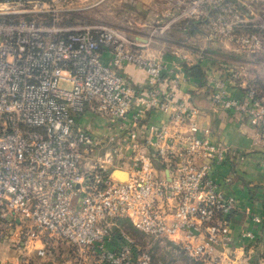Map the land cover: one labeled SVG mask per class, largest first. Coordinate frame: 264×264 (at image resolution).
<instances>
[{
  "label": "built area",
  "instance_id": "1",
  "mask_svg": "<svg viewBox=\"0 0 264 264\" xmlns=\"http://www.w3.org/2000/svg\"><path fill=\"white\" fill-rule=\"evenodd\" d=\"M84 1L0 0V217L30 224L27 237L57 240L90 264H150L129 236L112 234L121 219L197 262H251L257 237L244 231L248 244L238 248L250 250L235 257L230 219L239 202L225 191L230 177L213 174L224 164L242 171L247 151L212 138L206 114L176 97L182 72L149 55L147 43L57 23ZM125 65L142 70L145 84L121 72ZM225 82L207 76L202 88L217 110L252 128L264 171V95ZM86 112L105 136L80 123ZM153 114L164 116L160 125ZM250 219L264 229L259 215Z\"/></svg>",
  "mask_w": 264,
  "mask_h": 264
},
{
  "label": "rangeland",
  "instance_id": "2",
  "mask_svg": "<svg viewBox=\"0 0 264 264\" xmlns=\"http://www.w3.org/2000/svg\"><path fill=\"white\" fill-rule=\"evenodd\" d=\"M79 6L59 15L57 23L111 28L129 40H144L150 53L211 55L215 61L208 76H225L228 89L243 84L264 95V0H85ZM9 219L0 217V264H90L57 240L40 233L27 237L30 224L26 228ZM118 227H112V234L129 236L135 256L148 253L150 264H207L192 260L168 240L142 233L127 219ZM38 248L45 255H38ZM258 257L264 263V250Z\"/></svg>",
  "mask_w": 264,
  "mask_h": 264
},
{
  "label": "crops",
  "instance_id": "3",
  "mask_svg": "<svg viewBox=\"0 0 264 264\" xmlns=\"http://www.w3.org/2000/svg\"><path fill=\"white\" fill-rule=\"evenodd\" d=\"M149 55L160 57L169 66L179 68L183 74V81H180L177 86L176 97L198 107L206 114L205 117L201 118V124H204L205 120L209 121L213 139L247 151V159L242 171L232 175L231 166L224 164L216 167L213 174L221 182L230 177L229 182L225 183V191L227 194L233 195L239 202L238 211L234 212L230 219L233 246L237 247L235 257L241 260L242 255L245 254L247 256L250 250V245H247L244 251L238 248L244 242L248 244L246 240L240 237L244 231L248 230L255 233L257 241L253 243L254 246L251 248V255L254 257L252 256L253 259L247 264H264L261 263L258 257V253H262L264 250L263 241H260L264 229L261 224L253 223L250 219V214H257L264 220V171L257 164L259 148L252 145V137L254 135L252 128L248 124L241 122L237 116L217 110L210 103L207 93L203 90L202 85L208 76L207 73L210 72V64L215 61L213 56L207 55L204 57L203 55H192L187 52L183 54L175 53V56L153 52H149ZM105 58L108 61V54H105ZM191 66H199L204 78L200 79L187 72L186 67ZM121 72L132 82L139 85L145 84V73L133 65H125ZM163 118L164 116L161 114H153L149 121L160 125ZM80 123L88 127L95 136L103 137L107 132L101 120L93 118L92 114L88 112L81 118Z\"/></svg>",
  "mask_w": 264,
  "mask_h": 264
},
{
  "label": "trees",
  "instance_id": "4",
  "mask_svg": "<svg viewBox=\"0 0 264 264\" xmlns=\"http://www.w3.org/2000/svg\"><path fill=\"white\" fill-rule=\"evenodd\" d=\"M186 70L187 72H189L190 74H193L194 76L200 78V79H203V72L199 69V66H191V67H186ZM264 221V220H263ZM261 239L260 241L262 240L263 243H264V233L263 235H261ZM197 264H200V263H197Z\"/></svg>",
  "mask_w": 264,
  "mask_h": 264
},
{
  "label": "water",
  "instance_id": "5",
  "mask_svg": "<svg viewBox=\"0 0 264 264\" xmlns=\"http://www.w3.org/2000/svg\"><path fill=\"white\" fill-rule=\"evenodd\" d=\"M115 173L120 175V176H115V177L119 178L120 180H126L128 177V173L126 171L118 170V171H114V175H115Z\"/></svg>",
  "mask_w": 264,
  "mask_h": 264
}]
</instances>
